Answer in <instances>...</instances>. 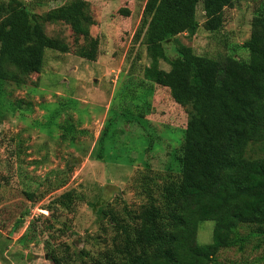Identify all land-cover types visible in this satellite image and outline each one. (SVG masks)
<instances>
[{
    "label": "rangeland",
    "instance_id": "rangeland-1",
    "mask_svg": "<svg viewBox=\"0 0 264 264\" xmlns=\"http://www.w3.org/2000/svg\"><path fill=\"white\" fill-rule=\"evenodd\" d=\"M14 1L0 0L2 16ZM18 1L33 16L68 0ZM88 1L95 20L90 34L99 42L95 60L76 54L67 24L39 18L44 32L67 43L68 51L45 49L41 70L26 75L6 64L7 78L0 79V264H52V254L63 251L71 256L67 264H82L79 256L96 255L114 234L101 211L127 220L126 210L137 211L147 200L144 169L160 183L178 168L191 109L144 78L151 49L135 35L147 0ZM223 13L221 28L208 30L199 2L197 32L178 39L198 55L247 60L241 44L250 36L253 0H233ZM164 56L157 65L168 70L176 56L171 40ZM136 104H145L144 111ZM212 223L199 225V243L211 241ZM253 230L237 228L238 236L249 237L220 249L218 261L264 264V232Z\"/></svg>",
    "mask_w": 264,
    "mask_h": 264
},
{
    "label": "trees",
    "instance_id": "trees-1",
    "mask_svg": "<svg viewBox=\"0 0 264 264\" xmlns=\"http://www.w3.org/2000/svg\"><path fill=\"white\" fill-rule=\"evenodd\" d=\"M199 2L204 27L220 29L224 8L233 0H147L144 5L135 35L151 49L144 78L167 87L175 102L191 109L178 168L160 183H154L151 168L144 169L140 179L147 200L137 211L126 210L127 220L102 210L113 227L110 245L87 260L79 256L82 264H222L219 250L241 246L250 235L238 236L237 228L264 232V0H253L250 36L241 44L247 60L198 55L180 42L178 35L198 30ZM4 10L0 3V79L7 78L6 64L26 75L41 70L45 49L68 51L67 43L44 32L39 18L67 24L76 54L95 60L99 42L90 34L95 20L88 0H68L43 15H29L18 0L2 16ZM167 40L176 56L165 70L157 59L165 57ZM144 106L134 108L140 113ZM207 220L213 222L211 241L202 244L197 231ZM63 252L52 254V264L71 260Z\"/></svg>",
    "mask_w": 264,
    "mask_h": 264
}]
</instances>
